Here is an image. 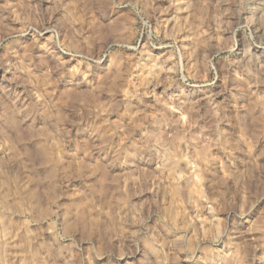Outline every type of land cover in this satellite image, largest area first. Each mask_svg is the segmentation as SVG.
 <instances>
[{
    "label": "rangeland",
    "instance_id": "374dc122",
    "mask_svg": "<svg viewBox=\"0 0 264 264\" xmlns=\"http://www.w3.org/2000/svg\"><path fill=\"white\" fill-rule=\"evenodd\" d=\"M253 4L0 0V264H264Z\"/></svg>",
    "mask_w": 264,
    "mask_h": 264
},
{
    "label": "bare ground",
    "instance_id": "6f19581e",
    "mask_svg": "<svg viewBox=\"0 0 264 264\" xmlns=\"http://www.w3.org/2000/svg\"><path fill=\"white\" fill-rule=\"evenodd\" d=\"M252 1L254 3L253 5L255 6L253 9L258 10V12H261L260 14H262L261 16H263V14H264V0H252ZM4 232H11V231L8 229V227H6V228H4ZM8 235H9V233H8Z\"/></svg>",
    "mask_w": 264,
    "mask_h": 264
}]
</instances>
